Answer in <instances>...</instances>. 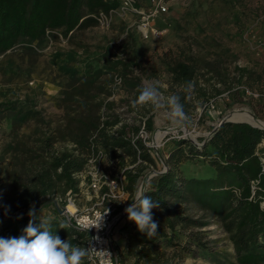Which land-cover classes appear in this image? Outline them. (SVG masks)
I'll return each instance as SVG.
<instances>
[{
	"label": "trees",
	"instance_id": "obj_1",
	"mask_svg": "<svg viewBox=\"0 0 264 264\" xmlns=\"http://www.w3.org/2000/svg\"><path fill=\"white\" fill-rule=\"evenodd\" d=\"M136 5L143 3L137 0ZM117 6L118 0H0V56L17 45L35 53L34 46L56 31L71 39L76 30L96 25L91 14ZM187 46H177L164 62L168 88H160L165 96L179 95L187 115L196 102L203 105L223 93L234 99L235 93L247 88L264 91V65L257 72L233 64L235 55L229 48L209 58ZM67 56L60 67L67 80L57 98L63 110L57 126L44 120L35 103L0 104V119L9 123L12 134L4 149L11 161L4 172L9 197L4 200L0 196V238L24 234L31 204L36 212L50 205L53 232L83 247L80 240L85 232L59 214L54 201L69 191L72 196L78 194L80 179L76 175L89 157L101 148L117 170L131 165L125 175L127 189L134 196L137 183L154 163L155 154L136 137L142 123L147 131L153 130L154 108L150 104L133 106L143 84L128 69L127 60L111 61L108 57L105 67L93 63L81 67L71 54ZM116 78L121 80L119 89L125 92L119 101L127 108L121 112L117 102L110 99ZM189 83L191 92L186 91ZM31 120L42 126L35 129L38 137L33 147H28L17 139L16 130ZM209 131V136L200 137L198 143L171 137L166 164L146 188V195L160 202V207L152 210L158 225L156 235L149 238L127 214L123 216L128 232L125 255L131 258L130 264H173L191 245L207 248L200 241V231L183 234L182 242L179 230L199 229L208 223L219 225L227 234L234 264H264V128L224 121Z\"/></svg>",
	"mask_w": 264,
	"mask_h": 264
},
{
	"label": "rangeland",
	"instance_id": "obj_2",
	"mask_svg": "<svg viewBox=\"0 0 264 264\" xmlns=\"http://www.w3.org/2000/svg\"><path fill=\"white\" fill-rule=\"evenodd\" d=\"M141 3L146 4L147 0H141ZM168 6L164 17L155 20V27L162 32L157 38L144 39L136 29V16L128 13L114 15L108 27L96 23L78 29L71 39L58 31L49 33L43 43L34 46L35 53L30 52L27 46L17 45L0 56V104L11 101L24 105L35 103V108L42 111L44 120L52 121L57 126L63 116L57 98L67 80L60 67L68 54L81 67L89 63L105 67L108 57L111 61L126 59L128 69L140 77L143 85L147 81H159L163 90L168 88L164 62L172 57L177 46L189 45L195 54H207L209 58H213V54L221 52V49L229 48L230 53L235 55L233 64L239 67L258 72L264 65V0H169ZM58 54L62 58H57ZM124 97L125 92L115 87L110 99L117 102L119 112L127 108L119 101ZM227 102L230 105L225 106ZM199 103L196 102V107L188 115L186 127L179 130L171 126L164 109H153L152 134L160 132L164 135L162 140H165L157 151L158 156L154 157V163L150 164L154 169H162V165L166 164V151L171 137L198 143L200 137L209 136V127L216 128L222 119L245 120L264 127V91L256 88L237 92L234 99L223 93L211 100L214 107H211L210 102L203 105ZM2 108L0 105V111ZM40 125L38 121L27 122L16 130L17 139L33 147V140L38 137L34 131ZM10 129L9 123L0 119V196L4 200L9 197L4 172L11 159L4 149L12 136ZM104 167L113 174L117 171V167L109 162H105ZM79 198V203L84 204L83 199ZM10 206L8 204L7 208ZM37 214L46 220L53 216L50 205L39 208ZM189 231H200V241L207 248L191 245L189 250L177 255L173 264H234L233 246L219 225L208 223L199 229H180V241H184L183 234ZM83 241L84 238L80 240V245L84 247ZM126 259L132 261L128 256ZM84 263L87 264L86 257Z\"/></svg>",
	"mask_w": 264,
	"mask_h": 264
},
{
	"label": "built area",
	"instance_id": "obj_3",
	"mask_svg": "<svg viewBox=\"0 0 264 264\" xmlns=\"http://www.w3.org/2000/svg\"><path fill=\"white\" fill-rule=\"evenodd\" d=\"M136 3L137 0H118L116 8H111L107 12L99 10L91 16L101 27H108L114 15L130 13L136 16V29L144 39L159 37L162 32L155 27V20L164 17L168 12L169 0H147V3L142 6ZM120 82V78H116L114 86L119 87ZM210 105L214 107L211 102ZM152 131H147L142 123L136 137H140L148 150L158 156L157 151L165 143V140H162L164 135L160 132L152 134ZM105 162H109L113 167L115 165V162L107 157L105 151L99 148L89 157L85 168L76 175L80 179L78 194L72 196L69 191L64 198L55 200L64 207L62 215L66 220L75 228L85 232L84 247H89L90 241L95 247V249L89 248V254L86 256L87 264H118L111 228L121 214L117 212L118 206L128 197L125 169L132 168V166L117 170L113 174L105 170ZM160 172L162 169H154L149 165L145 177L136 185V192L141 186L147 188L152 178ZM79 197L84 200V204L79 205ZM61 202L65 204L62 205ZM107 209L110 211L104 216L102 228L99 230L91 228L87 231L89 226L95 225L100 220Z\"/></svg>",
	"mask_w": 264,
	"mask_h": 264
},
{
	"label": "clouds",
	"instance_id": "obj_4",
	"mask_svg": "<svg viewBox=\"0 0 264 264\" xmlns=\"http://www.w3.org/2000/svg\"><path fill=\"white\" fill-rule=\"evenodd\" d=\"M192 87L189 83L186 91L191 92ZM148 104L156 110L164 109L167 120L174 129L186 127L189 117L184 110L181 97L177 94L165 96L160 91L159 81L145 82L139 89L138 97L133 101V106ZM146 194L147 189L141 186L134 201L124 211L128 220L134 222L138 230L150 238L156 235L158 227L153 220L152 210L158 209L160 202ZM109 211L107 209L100 220L89 226L87 231L91 228L101 229L104 216ZM28 215L30 219L23 229V235L18 238H0V264H83L84 258L89 254V248L95 249L91 241L89 247H81L69 239H61L53 232L51 220L38 215L34 206L30 207Z\"/></svg>",
	"mask_w": 264,
	"mask_h": 264
},
{
	"label": "crops",
	"instance_id": "obj_5",
	"mask_svg": "<svg viewBox=\"0 0 264 264\" xmlns=\"http://www.w3.org/2000/svg\"><path fill=\"white\" fill-rule=\"evenodd\" d=\"M127 187L128 186H126V189ZM127 192H128V195H127L128 197L125 201H123L121 205L118 206L117 208L118 213H122V211L119 212V210L123 209L124 211L125 208L128 206V204L134 198V194L130 190L127 189ZM79 205H81V203H79ZM123 216L117 219L112 225V228H111L112 241H113L114 249L118 255V264H130L131 262L130 260L128 259L125 260L126 258L125 251H126L128 233L125 228L122 229L124 227Z\"/></svg>",
	"mask_w": 264,
	"mask_h": 264
},
{
	"label": "water",
	"instance_id": "obj_6",
	"mask_svg": "<svg viewBox=\"0 0 264 264\" xmlns=\"http://www.w3.org/2000/svg\"><path fill=\"white\" fill-rule=\"evenodd\" d=\"M224 121H230V122H247V121H243V120L222 119L221 122L219 123V125H220L222 122H224ZM247 123H249V122H247ZM219 125H218V126H219ZM254 126H256V125H254ZM258 127H259V126H258ZM261 128H264V127H261ZM54 204H55V206H56V208H57L59 214L62 215V214L64 213V207H62L61 205H59L56 201H54ZM124 214H126L125 211H123V212L120 214V217H122ZM120 217H119V218H120Z\"/></svg>",
	"mask_w": 264,
	"mask_h": 264
},
{
	"label": "bare ground",
	"instance_id": "obj_7",
	"mask_svg": "<svg viewBox=\"0 0 264 264\" xmlns=\"http://www.w3.org/2000/svg\"><path fill=\"white\" fill-rule=\"evenodd\" d=\"M231 116H232V115H231ZM235 116H236V115H235ZM235 116H234V117H235ZM234 117H233V118H234ZM237 119H238V118H237ZM244 121H245V120H244ZM256 125H257V124H256Z\"/></svg>",
	"mask_w": 264,
	"mask_h": 264
}]
</instances>
